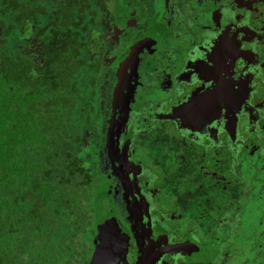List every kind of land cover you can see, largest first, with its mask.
<instances>
[{"label": "flooded vegetation", "instance_id": "1", "mask_svg": "<svg viewBox=\"0 0 264 264\" xmlns=\"http://www.w3.org/2000/svg\"><path fill=\"white\" fill-rule=\"evenodd\" d=\"M88 8L82 137L108 208L75 264H264V0Z\"/></svg>", "mask_w": 264, "mask_h": 264}, {"label": "trees", "instance_id": "2", "mask_svg": "<svg viewBox=\"0 0 264 264\" xmlns=\"http://www.w3.org/2000/svg\"><path fill=\"white\" fill-rule=\"evenodd\" d=\"M91 1L0 0V264H75L91 238Z\"/></svg>", "mask_w": 264, "mask_h": 264}, {"label": "rangeland", "instance_id": "3", "mask_svg": "<svg viewBox=\"0 0 264 264\" xmlns=\"http://www.w3.org/2000/svg\"><path fill=\"white\" fill-rule=\"evenodd\" d=\"M108 7V6H107ZM112 68L114 69V64H112ZM111 71H112V69H110ZM109 76H111L112 77V75H111V72H109V74H108ZM84 125V124H83ZM79 128H80V126H79ZM81 129V133L83 132V129H82V127L80 128ZM96 179H97V177H96ZM101 196L102 195V191L100 192V191H97V195L96 196ZM94 202L92 203V218H94V220L96 219L98 222L96 223V226H97V228L101 225V223L99 222V221H104V220H106L105 219V215L104 214H102V211L104 210V209H106V208H108L106 205V201H105V199H103L102 197L101 198H97V197H95L94 199ZM86 216H88V215H86ZM112 217V216H111ZM99 219V220H98ZM111 222H113L114 223V225H116L115 224V221H114V219H113V217L111 218ZM112 224V223H111ZM113 225V224H112ZM97 233V232H96ZM100 236H102L101 234H99ZM103 237V236H102ZM105 240V239H104Z\"/></svg>", "mask_w": 264, "mask_h": 264}]
</instances>
